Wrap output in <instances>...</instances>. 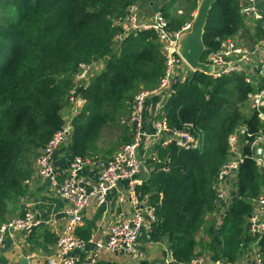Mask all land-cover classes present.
<instances>
[{"label":"trees","instance_id":"obj_1","mask_svg":"<svg viewBox=\"0 0 264 264\" xmlns=\"http://www.w3.org/2000/svg\"><path fill=\"white\" fill-rule=\"evenodd\" d=\"M135 1L0 0V212L24 192L23 180L33 172L32 164L22 165L25 153L41 149L63 124L61 110L79 63L103 59L105 66L78 88L85 104L71 121L67 144L71 157L99 156L100 131L132 101L139 85L152 88L161 80L164 56L152 30L131 33L118 53L112 49L120 31L115 20ZM161 9L171 27L178 29L184 20ZM242 27L239 0H214L202 32L201 59ZM256 35L260 36L258 30ZM256 86L264 87V76ZM254 89L240 71L215 77L191 70L173 84L159 111L170 129L191 123L193 136L200 140L199 147L189 149L174 143L156 145L146 160L148 176L137 185L155 217L151 240L167 238L172 256L167 264H185L195 256V234L203 214L214 208L212 182L227 159L229 134L241 123L250 133L258 131L256 116L245 117L238 106ZM124 127L127 135L120 137L122 144L132 138L130 126ZM242 153L232 192L235 198L219 227L211 228V257L229 263L254 240L245 233L244 220L252 200L264 191V169L256 165L253 149L244 144ZM79 234L89 237L87 232Z\"/></svg>","mask_w":264,"mask_h":264},{"label":"built area","instance_id":"obj_2","mask_svg":"<svg viewBox=\"0 0 264 264\" xmlns=\"http://www.w3.org/2000/svg\"><path fill=\"white\" fill-rule=\"evenodd\" d=\"M198 2L200 0H197ZM258 0H239V9L243 16H253L257 19L261 13L257 9ZM178 13H182L178 11ZM115 24L120 31L115 34L114 41L122 42L124 38L141 30H152L160 44L164 56V71L159 83L152 88H139L133 95L127 122L131 128L132 138L123 143L108 156L96 158L71 157L70 163L59 180L54 166V154L61 146H67L71 131V121L85 104V98L78 90L86 86L94 75L95 63L99 59L81 62L73 74L72 86L66 95V104L69 114L63 124L39 150L34 159V173L48 182L58 198L64 202V221L60 225L54 241L53 253L47 264H95L101 250L109 252L120 251L125 253L129 260L138 263L143 258L142 251L137 243L139 231L144 227L150 229L155 220L152 208L145 199L141 198L137 185V175L142 170L139 157L141 146L149 140L154 145L174 143L186 149L200 146L198 136H193L191 123H185L182 129H170L159 112L151 119L145 117V107L151 95L162 96L166 101L172 86L182 80L181 73L185 72V60L178 51L180 36L190 30L192 20L183 21L178 29L172 28L169 19L162 9H157L148 19H142L139 8L135 2L131 3L121 19ZM251 51H247L239 39L232 36L220 41L219 48L210 52L203 60L205 63L219 66L218 71L210 72L217 77L232 72H243L245 81L256 87L246 94L245 101L238 103L239 109L245 117L255 115L259 127L256 133H250L249 127L241 123L228 136V154L225 162L221 164L212 182L215 191L213 199L214 209L217 211L215 228L221 224L232 198V180L236 178L239 163L242 161V147L248 144L254 152V159L259 169H264V87L257 88L260 76H264V66L257 70V78H253L257 66L251 59ZM192 70V69H191ZM150 123V128L147 126ZM243 143L238 145V137ZM249 137H252L249 140ZM263 153L259 154L258 149ZM233 153V156H230ZM85 167L97 170L95 179L82 174ZM32 172V173H33ZM31 176L23 180V185L30 183ZM126 185L121 190L120 182ZM111 191H117L116 202L119 206L128 203L130 211H121L116 220L109 227L103 240H94L92 237H83L77 233V228L83 219V210L91 200L97 205L105 202ZM32 208H27L22 215L10 217L0 223V246L3 245L8 234L30 231L41 223ZM48 223V221H45ZM245 228L254 238L256 248L243 261L227 262L224 259L211 260L210 264H264V254L261 245H264V191L252 200V210L245 217ZM185 264H205L203 259L194 256Z\"/></svg>","mask_w":264,"mask_h":264},{"label":"crops","instance_id":"obj_3","mask_svg":"<svg viewBox=\"0 0 264 264\" xmlns=\"http://www.w3.org/2000/svg\"><path fill=\"white\" fill-rule=\"evenodd\" d=\"M200 1L136 0L135 3L139 8L142 19L150 18L157 9L165 7L166 13L169 17L183 20L191 19L193 21L196 14L201 9ZM208 1L209 0H207V2ZM211 1L212 0H210V2ZM256 5L258 11L261 13V17L257 19L253 16L242 15L243 27L232 35L233 38L241 41L242 46L247 51H251L252 53L251 59L253 64L257 66L252 75L253 78H257V70L264 66V0H258ZM184 10H187V12ZM178 11H181L182 13H178ZM183 12L186 15L185 18L181 16ZM257 30L260 36L256 35ZM120 47L121 42L113 41V52L118 53ZM104 66L105 62L103 59L97 60L93 74L100 73L104 69ZM187 74L188 71L181 73L182 80H184ZM164 102L162 96L151 95L148 98L145 107L146 119L149 120L151 117L157 115ZM66 110L67 108L63 107L61 114ZM147 126L150 128L149 122H147ZM150 144L152 149L148 157H150L153 148L156 146L153 142ZM140 150L139 157L141 156ZM70 160L71 156L67 152V146L63 145L56 150L54 154V166L59 180L64 177V172L66 171ZM82 174L88 178L95 179L97 170L93 167H85ZM30 176V183L23 185L24 192L18 196L15 202L9 204V211L5 214L4 220L22 215L27 208H32L42 222L33 227L30 231H22L7 235L5 242L0 246V264H47L53 253L56 233L64 221V202L58 198L47 181L38 177L34 172ZM147 176V170L142 167L141 172L137 175V180H143L147 178ZM125 185L126 182L122 181L118 188L122 190ZM232 185L233 191H236V178L232 180ZM117 195V191L109 192L105 202L101 205H97L91 200L89 205L83 210L82 223L77 228V233L87 232L94 240H103L107 234L109 225L116 220L120 212L124 211L128 213L130 211V205L128 203L122 206L117 204ZM231 195L234 197L232 193ZM216 212L217 211L213 208L203 214L201 224L195 234V256L202 258L205 264H210L211 260H216L211 257V243L214 237L211 233V228H215L214 222ZM45 221H48V223H45ZM1 222L2 220L0 223ZM244 230L247 234L248 232L246 231V228H244ZM150 231L151 229L146 226L139 231L137 243L143 254L142 260H147L149 264H167L172 260L167 238L162 237L158 241H152L150 238ZM253 242L254 240L250 242L241 253H239L235 261H243L245 257L252 253L256 248V244ZM199 243H202L201 247ZM261 250L264 254L263 244L261 245ZM97 261H108L113 262L114 264H137L131 262L129 257L120 251L109 252L101 250L99 251Z\"/></svg>","mask_w":264,"mask_h":264},{"label":"rangeland","instance_id":"obj_4","mask_svg":"<svg viewBox=\"0 0 264 264\" xmlns=\"http://www.w3.org/2000/svg\"><path fill=\"white\" fill-rule=\"evenodd\" d=\"M185 12H187V10H184ZM183 18H185V13L183 12V14L181 15ZM185 21V20H184ZM191 67L188 65V63L185 61L184 62V70L185 71H191ZM73 79V78H72ZM92 79V78H91ZM90 81V80H89ZM89 83V82H88ZM139 88H144L143 86L139 85L138 86V89ZM135 93V92H134ZM134 95V94H133ZM131 103V100L127 103V106H123L119 109V112L118 114L116 115L115 119L113 122H111L108 126H105L101 131V136L100 138H98L97 140V144H98V154H99V157H105V156H108L110 155L111 153H113V151L115 149H117L118 147H120V145L122 144V140H120V137L123 135V136H126L127 134V131L124 127V125L128 122H127V116L129 114V111H130V104ZM69 114L67 111H63V117L64 119L66 120L68 118ZM126 121V123H125ZM125 123V124H124ZM129 125V124H128ZM241 136L238 137V145L240 146L243 141H241ZM152 149V146L151 144L149 143V141L145 142L141 148V156H140V159H141V163H142V167H144V169L146 170V167H147V163H146V160L148 158V155L150 154V151ZM40 149L37 147V148H34L32 149L31 151H27L25 153V156L23 158V162H22V165H24L23 167L26 168V163L28 165H33V170H34V159L36 157V154L37 152L39 151ZM234 154L233 153H230V156H233ZM31 165V166H32ZM9 204H12V203H7L5 205V208L0 212V221H4V218H5V214L9 211V207L10 205ZM217 221L216 219V216H215V222ZM214 222V223H215ZM212 239V238H211ZM200 244V247L202 246V243H199ZM211 249L212 246H211ZM212 251V250H211Z\"/></svg>","mask_w":264,"mask_h":264},{"label":"water","instance_id":"obj_5","mask_svg":"<svg viewBox=\"0 0 264 264\" xmlns=\"http://www.w3.org/2000/svg\"><path fill=\"white\" fill-rule=\"evenodd\" d=\"M210 0H201L200 1V11L196 14L195 18L192 21V25L189 31L183 33L178 41V51L183 59L188 63L192 70H202L207 73L216 72L219 70V66H214L208 63H205L202 59V53L204 50V45L202 42V32L207 16V11L210 4L213 2ZM204 2V4H203ZM199 4V5H200ZM258 153L262 154V149H258ZM235 197H233L234 199Z\"/></svg>","mask_w":264,"mask_h":264}]
</instances>
